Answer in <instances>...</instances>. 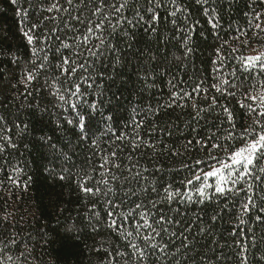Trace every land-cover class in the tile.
Wrapping results in <instances>:
<instances>
[{"label":"trees","instance_id":"trees-1","mask_svg":"<svg viewBox=\"0 0 264 264\" xmlns=\"http://www.w3.org/2000/svg\"><path fill=\"white\" fill-rule=\"evenodd\" d=\"M53 2L56 0H45L43 3L18 0L13 5L11 0H0V145H3V151H0V264H109L112 257L104 249L113 254L117 250L131 253L130 242L143 248L144 241L139 238L125 239L110 230L103 203L95 198H85L77 180L91 174L94 179L87 186H92L96 180L102 179V158L115 151L116 157H109L110 162L106 165L111 172L125 177L148 169L143 172L148 181L138 184L133 180L125 187L135 190L150 181H155L159 187V195L149 193L144 200L146 207H150L147 200L156 202L164 194L160 185L172 184L173 190L180 187L183 191L180 181L189 174L168 170L179 168L182 163H191L194 159H204L207 153L193 150L190 155L173 157L169 148L183 151L187 140L195 141L212 131L226 135L229 125L224 106L234 116L237 133L252 124V117L240 107V102L253 103L245 100V95L264 91V73L259 67L244 68L246 58L264 55V3L261 0H207V3L176 0V4H172L171 0H162V7L156 10L159 14L157 33L146 32V25L137 26L130 29L134 33L131 40L119 41L124 59L130 61L120 67L123 75L119 79H116L109 60H104L108 72L102 76L98 75L102 67L99 61L92 67L91 78L95 80L92 88L80 80V76L87 73L78 70L72 78V84L80 83L81 91L88 93L83 99L97 103L103 100L101 108L106 109L105 115L114 117L109 122L112 132H108L103 122L93 129L92 139L97 140V144L93 145L91 139L81 141L78 138L76 133L79 129L65 122V118L71 119L74 113L71 109L65 111L67 105L61 108L59 105L63 102L52 95L55 77L60 76L58 71L41 70L38 78L27 88L22 82L26 72L32 71L39 61L30 63L36 58L20 32L23 25L16 15L18 7L29 10L28 17L33 24H39L44 16L58 18L45 21L35 32L41 38L35 46H47L53 65L58 63L53 57L57 55L55 49L60 47L56 36L60 37V41L72 44L73 35H82L86 31L87 20L95 23L102 18L93 17L87 4L81 5L79 11H72V15H81L85 24L78 25L80 31L74 34L59 22L60 19H67L68 13L56 10L49 13L45 10ZM58 2L61 8L68 7L67 0ZM74 3L79 4L80 0H74ZM140 4L142 14L150 19L151 13L145 11L149 7L147 0H140ZM177 6L182 10L176 17H170L168 13ZM184 8L187 12L183 11ZM205 9H208L207 15ZM258 12L261 13L260 19L255 18ZM133 14L130 10L124 12L129 19L133 18ZM117 18L112 16V22L115 23ZM172 19L177 21L175 26L171 23ZM257 23L261 24V28L255 27ZM122 27L127 29L126 25ZM54 28L58 29L55 33L52 32ZM109 31L106 27L103 36H108ZM45 36L52 38L44 39ZM96 36H101V33L97 32ZM96 36L91 41L93 46L98 42ZM185 37L187 48L191 49L187 55L186 49L181 47ZM129 43L132 44L131 49L127 47ZM64 54L71 53L65 51ZM106 55L111 57L113 54L108 52ZM151 55H155L156 60H151ZM79 62L84 63V58L81 57ZM146 70L157 74L155 79L149 77L148 80L154 84L153 87H146L139 78ZM113 79L116 80L114 84ZM121 80L126 83L121 85ZM170 80L175 85L174 89ZM197 84L202 85V90L193 92ZM212 85H218L220 91ZM56 87L63 92L69 85L61 77ZM172 91L179 96L188 92L191 98L178 99L175 105L168 108L166 105L171 102ZM229 93H235V96ZM64 94L66 98L69 96L67 92ZM213 97L217 103L209 108ZM193 102L207 110L201 112L199 119H193L196 114L191 107ZM93 115L97 121L101 120L96 113ZM57 120L60 121L59 127ZM141 120L143 124L133 131L134 125ZM221 121L224 123L221 124ZM153 128L155 131H152ZM193 128L196 132L192 131ZM136 132H139L140 147L133 151L130 140ZM121 133H126L128 139L118 140L117 136ZM41 135L50 137V143L39 141ZM145 141L153 148L147 147ZM213 155L223 153L216 151ZM113 163H118L120 168H113ZM161 166L165 171L156 173L155 169ZM207 170L204 167V171ZM61 176L65 179H60ZM237 187L245 186L240 184ZM207 191L211 194L213 189ZM249 195L256 206H250L251 210L241 215V206L247 203ZM141 198H144L143 194ZM132 200L139 202L136 197ZM92 203H97L96 210L101 213L95 233L86 227ZM170 208H178L183 215L170 212ZM261 208H264V182H253L251 192L242 191L239 196L230 195L227 199L213 198L204 204H164L161 209L158 203L153 211L162 210L165 215H173L183 222L179 227L168 226L169 232H175L174 236L163 233L151 241L166 244L167 250L161 252L157 247L155 254L144 261L131 255L116 257L112 264H125V260L127 264H264V212L260 211ZM128 210L129 205L120 209L125 214ZM258 215L261 220H256ZM212 216H216V220H212ZM241 219L245 223L241 224ZM70 225L81 228L83 235L79 239L66 234L65 229ZM186 225H191L185 235L192 243L182 247L186 241L180 232ZM124 227L132 228L129 224ZM201 227L206 230L200 232ZM177 249L180 251L177 252Z\"/></svg>","mask_w":264,"mask_h":264},{"label":"snow or ice","instance_id":"snow-or-ice-1","mask_svg":"<svg viewBox=\"0 0 264 264\" xmlns=\"http://www.w3.org/2000/svg\"><path fill=\"white\" fill-rule=\"evenodd\" d=\"M45 0H36V3H43ZM197 3H207V0H196ZM264 3V0H261ZM13 5L18 3V0H11ZM149 7L145 10L147 13H151L150 19H146L145 15L142 14L140 0H80L79 4H75L74 0H67L68 7L61 8L58 0L51 3V5L45 9L47 12L51 13L53 10L57 12L68 13L67 19H60L59 22L63 24L64 29L73 32L74 34L80 31L78 25H84L85 20L81 18V15H72V11L80 10L81 5L87 4L88 7L92 9L91 15L93 17H101L98 22H93V20H87L86 31L82 35H73L71 37L73 43L69 44L64 41H60V37L56 36L55 39L60 42V47L55 49V55L53 59H57L58 63L52 64L48 55V50L46 47L37 48L35 45L40 37L35 35L36 30L43 24L45 21L57 20V17L44 16L43 20L39 24H33L28 17V9L17 8L16 15L20 17V23L23 27L20 28V32L23 38L27 41V45L30 48V51L35 57V60L30 61L32 64H36L37 60L39 64L33 68L32 71L26 72V75L22 82L25 84V87L29 85L30 82L36 80L39 76L41 70L44 71H58L60 76L55 77L53 82V92L52 95L57 96L58 100L63 102L59 106L65 108V111L71 109V112L74 113L71 119L65 118V122L69 125H73L75 128L79 129V132L76 133L78 138L83 141L86 139H91L93 145L97 144L96 139H92L93 129L97 128L98 123L103 122L107 126L108 132H112L110 121L114 119L112 115H105L106 109L101 108V105L104 103L103 100L100 103H97L95 100L89 101L88 99H83L88 95L87 92L81 91V84L75 83L72 84V78L74 75L78 74V70L87 73L88 75H81L80 80L83 81L88 88H92L95 84V80L91 78V69L96 65L97 61L102 65L101 69L98 72V75H104L108 72V66L104 65V60L110 61V66L115 70L114 75L116 79H119L123 73L120 71V67L126 63H130L124 59L122 55V50L119 48V41L131 40L134 36V33L130 31L131 28L137 26H144L146 32L157 33L158 28L156 23L159 20V14L156 11L162 7V0H147ZM172 4H176V0H171ZM133 5H135L133 7ZM34 6V5H33ZM105 9H110V12H106ZM125 10L132 11L133 18L129 19L124 15ZM182 9L180 6H177L176 9L172 12H169L170 17H176L177 13ZM183 11L187 12V9L184 8ZM213 13L215 10L213 9ZM205 14H208V9H205ZM245 15H248L247 13ZM118 17L115 20V23L112 22L111 17ZM261 13H255V18L260 19ZM211 23V20L209 21ZM171 23L175 26L177 21L172 19ZM198 23V22H197ZM31 24L30 27L28 25ZM126 25L127 29L122 27ZM110 29L108 36H103L105 28ZM215 28L216 25L213 24ZM256 28H261V24L257 23ZM58 29H52V32H57ZM100 32L101 36H96V33ZM96 36L98 42L93 46L91 44L92 38ZM52 37L45 36L44 39H51ZM115 39V42L113 41ZM187 37H185L184 44L181 47L186 49L185 55L191 51L190 48H187ZM131 49L132 44L127 45ZM63 50V51H62ZM67 51L71 53L70 55H65L64 52ZM85 51L87 56H85ZM111 52L113 55L111 57L107 56L106 53ZM219 52V49H217ZM40 53H43V56H40ZM73 56L76 58L73 59ZM83 57L85 62L80 63V58ZM88 57H93L94 59L89 60ZM151 60H156L155 55L150 56ZM179 59V58H177ZM259 67L260 72L264 73V55H257L246 58L244 64L245 70ZM139 75V73H138ZM156 73L151 70H146L143 76L139 78L145 84L146 87H153L154 84L148 82L149 77L155 79ZM61 77L65 78V84H68L69 87H66L63 92L56 87V82L60 80ZM92 82H89V81ZM112 83H116V80L113 79ZM126 81L121 80V85L125 84ZM172 84V81H169ZM226 83V82H225ZM173 89L175 85L172 84ZM213 88H216L217 91H220L218 85H212ZM74 89V90H73ZM202 90V85L197 84L192 91L199 92ZM206 91V89H205ZM64 92L69 93V96L66 98ZM30 94V93H29ZM229 95L235 96V93H229ZM75 99H72V98ZM183 97H190V93L183 92L182 96L176 91L171 92L170 100L171 102L166 105V107L171 108L177 103L178 99ZM245 100L252 101L253 103H245L244 101L240 102V107L246 109L247 115L252 117V124L244 128L240 132H236L235 119L229 108L226 106L223 107V111L227 114V123L229 125V130H227L226 135H219L218 132L212 131L207 136H202L200 139L195 141L187 140L183 145L184 150L181 151L179 148H169L171 156H186L190 155L193 150L204 151L207 153L204 159H194L191 163H182L179 168L170 169L176 174L181 172H187L190 176H186L180 181L183 191L180 187H177L173 190L172 184L160 185L163 188V195L159 196V200L153 202L152 200H147V204L150 207H146L144 202L147 199L149 193H156L159 195V187H157L155 181H150L148 185L137 187L133 190L130 187H125L126 184H130L133 180L137 181L138 184H143V181H148V177L143 175V172H147L148 169H143V172H136L130 176L122 177L114 172H111L106 165L109 164V157L115 158L116 152L113 151L108 155L103 156V163L100 164V168L103 171L100 173L102 179L96 180L92 186H87L88 183L93 181V176L91 174L85 175L83 179L77 180V185L80 191L84 194L85 198L91 197L95 198L98 202H102L105 208V215L109 218L107 222V227L110 230L118 232L125 239L136 238L142 239L144 241V247H140L139 244L135 242H130L129 247L132 249L131 253L121 252L117 250L114 254L109 252L107 249H104L107 252L109 257H112V260L109 261V264H112V261L116 257L125 258L129 255L133 257H138L140 261L147 259L149 255L155 254V250L159 247L161 252L167 250L166 244L151 243L155 241L157 236H162L163 233H168L170 236H174L175 232H169L168 226L175 225L177 227L182 225V220L177 219L173 215H165L161 211H153L157 209V204L161 205V209L164 204L172 205L173 203H189V204H204L205 202L212 201L213 198L220 200L221 198L227 199L230 195L235 197L239 196L242 191L251 192L253 188V182H264V91H261L259 94L252 95L246 94ZM111 101H109V104ZM217 103L215 97L212 98V103L209 105V108L214 106ZM191 107L195 110L196 114L193 119H199L201 112L207 111L206 109L199 108V106L193 102ZM42 112L44 110H41ZM159 111V109H157ZM93 113H96L101 117L100 121H97ZM42 119V118H41ZM224 121H221L223 124ZM143 121L135 124L133 131L140 128ZM57 126H60V121L57 120ZM27 127V126H25ZM98 130V129H97ZM155 131V128L152 129ZM193 132H196V129H192ZM4 139H8L4 137ZM118 140H127L128 136L126 133H121L117 136ZM39 141L44 143H50L51 138L41 135L38 138ZM139 132H136V135L130 140L133 151L139 149ZM10 143V141H9ZM147 147L153 148V145L144 142ZM240 146L237 147L236 145ZM15 147V145H12ZM167 147V146H165ZM0 151H3V145H0ZM123 151V149H120ZM220 151L223 155H213V152ZM128 159L131 160V155L128 156ZM211 162V163H209ZM112 167L119 169L120 165L118 163H113ZM135 167V165H133ZM204 167H207L208 170L204 171ZM165 169L157 167L155 169L156 173L163 172ZM209 178H213L215 183H209ZM60 179H65L64 176H61ZM119 184V187L116 185ZM240 184H244V188L237 187ZM103 185V187H101ZM198 185V186H197ZM191 186V188L189 187ZM213 189L212 193L209 194L208 189ZM193 192L195 196H193ZM143 194L144 198H141ZM133 197H136L139 202L132 200ZM129 205V210L125 214L121 212L120 209L122 206ZM255 207V202L252 196H247V203H243L241 208V215L245 212H249L251 207ZM91 215L86 217L88 221L86 227L91 229L93 233L97 232L100 221L101 213L97 211V203H92L90 205ZM170 212L177 213L178 215H183L179 213L178 208H170ZM261 212H264V208L260 209ZM119 216V219L117 217ZM138 217V219H137ZM216 216H212V220H216ZM151 219V222H150ZM261 216H256V220H261ZM240 223L243 224L245 221L240 220ZM129 224L132 226L131 230L125 228L124 225ZM191 225H186L183 228V231L180 232V236L183 237L185 244H182V247H187L188 244L192 241L188 240L186 232L190 230ZM145 230H147L145 234ZM206 229L204 227L200 228V232H204ZM53 231H57L54 229ZM67 235L70 238L79 239L83 233L81 228L76 227V225H70L65 229ZM15 243V241H12ZM148 249V251H146ZM97 252L100 249H96ZM180 249H177L179 252ZM23 256L24 254L21 253ZM11 259V257H9ZM127 264V260H125Z\"/></svg>","mask_w":264,"mask_h":264},{"label":"rangeland","instance_id":"rangeland-1","mask_svg":"<svg viewBox=\"0 0 264 264\" xmlns=\"http://www.w3.org/2000/svg\"><path fill=\"white\" fill-rule=\"evenodd\" d=\"M209 183H215L213 178H209Z\"/></svg>","mask_w":264,"mask_h":264}]
</instances>
